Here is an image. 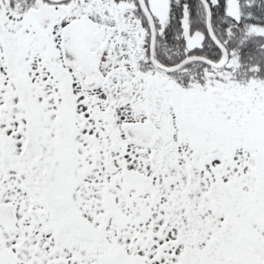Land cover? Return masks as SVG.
<instances>
[{"label":"snow or ice","instance_id":"1","mask_svg":"<svg viewBox=\"0 0 264 264\" xmlns=\"http://www.w3.org/2000/svg\"><path fill=\"white\" fill-rule=\"evenodd\" d=\"M0 264H264V0H0Z\"/></svg>","mask_w":264,"mask_h":264}]
</instances>
